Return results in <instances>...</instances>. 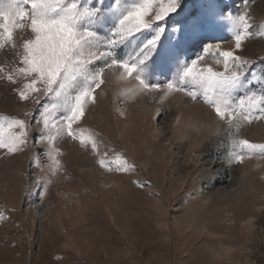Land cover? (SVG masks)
Segmentation results:
<instances>
[{
    "label": "rangeland",
    "instance_id": "1",
    "mask_svg": "<svg viewBox=\"0 0 264 264\" xmlns=\"http://www.w3.org/2000/svg\"><path fill=\"white\" fill-rule=\"evenodd\" d=\"M103 3L110 6L114 0ZM183 3L181 17L167 20L170 36L175 35L172 20L209 5L216 14L239 15L247 9L255 25L264 23V0ZM116 23L115 16L106 17L101 35ZM252 31L236 51L254 62L249 79L251 72H264V35L256 34L257 27ZM150 36L151 30L136 34L118 49L120 56H135ZM27 38V28L17 29V48L0 50V65H18L16 53ZM206 45L234 49L227 20L194 35L178 50V60H151L149 82L160 90L139 91L132 98L121 93L137 82L106 71L95 101L73 124L74 130L97 134L98 150L60 135L55 147L61 167L54 174L39 130H30V146L22 152L0 149V211L5 216L0 220V264H264V158L245 155L243 163L230 164L228 125L214 109L185 92L165 96L167 82L203 54ZM218 58L206 54L198 67L223 70ZM21 86L0 79V114L21 119H29L26 112L39 115L31 101L20 100L16 89ZM253 86L261 84L253 81ZM186 87L198 91L192 84ZM32 125L35 129L34 119ZM239 137L264 143V119L243 124ZM117 154L130 170H117ZM240 177L241 191L231 194L230 186Z\"/></svg>",
    "mask_w": 264,
    "mask_h": 264
},
{
    "label": "snow or ice",
    "instance_id": "2",
    "mask_svg": "<svg viewBox=\"0 0 264 264\" xmlns=\"http://www.w3.org/2000/svg\"><path fill=\"white\" fill-rule=\"evenodd\" d=\"M183 11V0H114L110 6L103 0H0V50L6 46L17 48L14 39L17 29L27 28L31 33V38L23 39L21 51L16 53L18 65L14 63L7 69L0 65V79L22 83L16 89L20 100L31 101L34 110L39 108L36 117L25 113L29 119L0 114V149H6L9 154L22 152L30 146V130H39V142L48 148L53 174L61 167L58 159L61 152L55 147L60 135L72 136L81 146L90 145L97 151V134L83 128L74 130L73 124L81 121L89 101H95V90L105 83V72L115 71L119 80L137 82L135 87L122 91L121 94L129 98L139 91L160 90L159 84L149 82V62L178 60V50L194 35L224 19L231 25L234 49L204 46L203 54L182 65V71L167 82L165 96L174 91L185 92L193 101L202 98L214 109L217 117L228 125L230 164L243 163L245 155L264 158V143L239 137L243 124L264 119V72L259 75L251 72L249 79L254 62L236 54L244 41L254 35V27L260 29L257 35H264V23L255 25L247 9L239 15L230 11L216 14L209 5L199 12L172 20L176 27L173 29L175 35L170 36L167 20L181 17ZM109 15L115 16L118 23L101 35ZM149 30L150 38L135 56H120L121 46L136 34ZM206 54L218 56L216 63L222 64L223 70H215L212 65L198 67ZM101 61L103 66L98 67ZM253 81L261 87L250 88ZM188 84L198 91L188 90ZM241 91L243 94L237 95ZM42 100L47 102L41 104ZM254 112L260 115L253 116ZM117 160V170L131 169L120 154ZM99 163L108 167L104 159ZM4 218L0 211V220Z\"/></svg>",
    "mask_w": 264,
    "mask_h": 264
},
{
    "label": "bare ground",
    "instance_id": "3",
    "mask_svg": "<svg viewBox=\"0 0 264 264\" xmlns=\"http://www.w3.org/2000/svg\"><path fill=\"white\" fill-rule=\"evenodd\" d=\"M247 172V171H246ZM245 174V173H244ZM201 175V174H200ZM243 176V175H242ZM247 176V175H246ZM203 177V176H202ZM248 178H246L247 180ZM245 180V181H246ZM201 182V178L199 179V182ZM244 182V177H240V178H237L235 183H233V185L230 186L231 190H232V193L231 194H236L238 191H241L239 190L241 187H242V183ZM245 187V186H244ZM229 188V189H230ZM222 190V189H221ZM219 190L218 192L220 194H224L223 191ZM205 193V192H204ZM239 194V193H238ZM203 195V194H202ZM219 197V196H218ZM204 231V230H203ZM213 253V252H212Z\"/></svg>",
    "mask_w": 264,
    "mask_h": 264
}]
</instances>
